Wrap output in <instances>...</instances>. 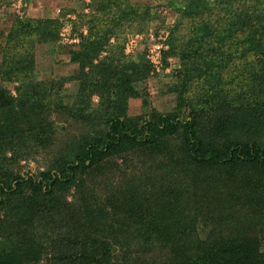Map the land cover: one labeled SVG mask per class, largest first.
Instances as JSON below:
<instances>
[{
  "label": "trees",
  "instance_id": "trees-1",
  "mask_svg": "<svg viewBox=\"0 0 264 264\" xmlns=\"http://www.w3.org/2000/svg\"><path fill=\"white\" fill-rule=\"evenodd\" d=\"M168 5L176 17L154 66L115 44L116 53L103 50L125 28L147 33L148 7L89 0L91 11L76 15L85 34L74 25L77 42L57 52L76 66L77 91L64 105L62 82L36 78L33 53L59 42L61 21L11 24L0 59V264H264V0ZM169 58L177 63L166 88L173 113L152 112L138 127L128 100L141 97L138 84L167 69ZM50 107L102 128L70 139L47 170L14 174L4 166H13L20 135L51 140L41 114ZM174 135L178 142L168 143ZM128 151L158 157L160 173L93 193L100 163ZM159 253L166 262H155Z\"/></svg>",
  "mask_w": 264,
  "mask_h": 264
},
{
  "label": "rangeland",
  "instance_id": "rangeland-1",
  "mask_svg": "<svg viewBox=\"0 0 264 264\" xmlns=\"http://www.w3.org/2000/svg\"><path fill=\"white\" fill-rule=\"evenodd\" d=\"M169 0H130L132 5L148 7L151 16L150 26L147 33L130 34L127 29L117 32L116 42L113 37L108 38V42L103 50L112 54L116 53L112 47L114 44L121 48L128 59H136L140 54H144L147 59L154 56L156 47L165 49L162 41L165 39L168 29L172 26L176 13L169 7ZM91 8L89 0H0V59L2 49L5 43V37L10 29L11 24L17 19H34V18H54L61 21L59 34L61 39L53 45H37L34 48L35 64L41 68L36 75L38 80L62 82L58 88L61 104H71L73 96L77 91V80L72 79L76 70L75 65L65 64V55L57 54L65 47L66 44L77 42V33L73 31V26L77 32L85 34L83 22H76L77 14L89 13ZM75 22V23H73ZM128 28V27H127ZM123 31V33H122ZM151 35V38L149 37ZM118 41V42H117ZM105 54V53H104ZM103 53L100 55L102 56ZM170 66L159 70L157 75L150 76L145 82L140 83L138 89L141 94L139 99H129L127 105V116L136 125L142 126L148 121L151 113L162 115H171L175 107V96L168 93L166 88L172 83V76L177 68L176 60L169 58ZM38 68V67H37ZM61 80V81H60ZM65 80V81H62ZM142 84V85H141ZM15 86V84L13 85ZM9 94L16 97L12 85L5 87ZM90 105L97 104V96L93 94L90 97ZM67 109L50 107L45 113H41L46 122L52 126L53 133L50 135V141L46 140L41 145L33 140L31 131H26L25 139L20 135L19 151L16 154L13 166L6 165V169L11 170L14 174H33L47 170L59 155L64 151L66 143L83 134H95L102 126L91 127L85 123H78L68 114ZM27 123H22L20 127L28 128ZM60 126L61 129H57ZM31 133V134H28ZM179 134V133H176ZM44 136H42L43 138ZM168 143L176 144L178 136L174 135L167 139ZM9 152L6 153L5 161L9 158ZM153 161L151 157L144 152L128 151L123 154L112 156L106 161L100 163V168L90 176V185L93 193L107 190L115 187L120 183L128 181H145L151 175L159 174L156 169L158 157ZM96 196V194H94ZM75 195L73 191L67 195L68 200H73ZM3 207V206H2ZM5 207L0 210V215H4ZM114 252L115 250L112 249ZM260 251L264 252V242L260 245ZM155 262H166V255L157 254Z\"/></svg>",
  "mask_w": 264,
  "mask_h": 264
},
{
  "label": "built area",
  "instance_id": "built-area-1",
  "mask_svg": "<svg viewBox=\"0 0 264 264\" xmlns=\"http://www.w3.org/2000/svg\"><path fill=\"white\" fill-rule=\"evenodd\" d=\"M149 37L151 38V35ZM155 50H156V52H155L154 56L149 58V60L152 62V64L154 66H156L157 63H158V58H159V55H160V52H159L160 48L156 47ZM156 70H158V69H156Z\"/></svg>",
  "mask_w": 264,
  "mask_h": 264
}]
</instances>
